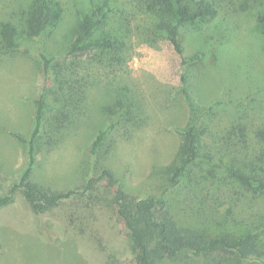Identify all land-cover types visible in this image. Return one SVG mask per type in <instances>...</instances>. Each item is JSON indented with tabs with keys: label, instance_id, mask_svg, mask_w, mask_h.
<instances>
[{
	"label": "rangeland",
	"instance_id": "374dc122",
	"mask_svg": "<svg viewBox=\"0 0 264 264\" xmlns=\"http://www.w3.org/2000/svg\"><path fill=\"white\" fill-rule=\"evenodd\" d=\"M211 1L214 16L181 27L186 53H200L198 66L191 69L190 104L180 91L182 67L169 42L161 35L146 41L136 33L135 25L142 27L144 21L135 1L111 4L131 16L121 61L98 63V56L109 53L78 57V74L90 75L83 95L67 102L53 94L56 85L41 74L42 55L63 57L88 0H52L50 23L36 37L27 26L34 0H0V195L18 181L25 163L24 145L11 132L30 133L35 101L45 86L33 181L65 190L80 187L105 167L129 194L163 197L178 225L210 235L258 226L264 242V194L213 168L224 163L217 152L226 136L238 139L241 126L247 160L255 172L264 173V32L258 20L264 0ZM5 25L12 27L14 47L5 43ZM103 32L91 40L104 37ZM118 100H125L126 110L123 105L111 114L108 108L117 109ZM206 110L210 116L200 158L172 186L165 171L175 160L178 128L199 116L202 129ZM106 128L105 144L92 154V141ZM112 196L102 180L84 196L35 213L17 191L12 202L0 207V264H134L132 241L115 216ZM182 264L197 263L188 259Z\"/></svg>",
	"mask_w": 264,
	"mask_h": 264
},
{
	"label": "trees",
	"instance_id": "16d2710c",
	"mask_svg": "<svg viewBox=\"0 0 264 264\" xmlns=\"http://www.w3.org/2000/svg\"><path fill=\"white\" fill-rule=\"evenodd\" d=\"M113 0H88L89 6L79 17L72 30L69 47L62 58L42 55L41 74L51 84L56 85L54 95L64 97L67 102L78 99L85 92L89 73L78 74L76 59L88 56L90 53L98 56V63L112 65L119 63L120 55L127 46L126 34L132 29L131 16L122 14L111 6ZM137 11L143 15L144 24L136 26V33L141 34L146 41L156 36H163L172 47L181 64L180 91L191 104L192 96L189 89L193 88L191 69L198 66L200 53L187 54L182 42L181 27L194 23L216 14V6L211 0H133ZM52 0H34L31 5V15L27 22L28 32L39 36L50 23ZM264 32V15L258 17ZM103 29V30H102ZM98 30L105 31L104 37L91 40ZM3 38L8 47L16 46L13 40L12 27L2 28ZM87 43L89 45L84 47ZM103 57V58H102ZM111 60V62L109 61ZM86 67V66H85ZM191 90V89H190ZM45 93L43 86L35 101L34 124L28 135L11 132L17 142L24 145L25 163L17 182H12L5 193L0 195V207L13 201L19 191L35 213H44L62 201L75 196H84L92 190L99 181L112 190L111 198L115 216L132 241L134 264H182L183 260H191L197 264H264V242L258 238V229L245 228L239 232L223 231L210 235L201 228L181 226L173 218L163 197L146 195L138 197L126 192L118 183L114 174L108 168H101L98 174L89 176L80 187L65 190L53 189L33 181L30 176L36 162V153L40 146V137L45 120ZM125 100L117 101V109L108 108L111 114L120 112ZM195 110L192 111V114ZM207 111V110H206ZM202 112L204 121L199 127V116L186 126L178 128L180 142L175 160L165 173L172 186L178 185L183 176L190 172V167L197 162L201 155L202 140L208 124V111ZM56 122H59L57 120ZM110 128V127H109ZM99 130L91 144V153H97L105 144L108 129ZM238 139L226 136L219 152L220 162L214 163L226 176L235 180L243 188L254 193L264 194V173L255 172L256 168L250 160L249 151L244 144L243 127H237ZM231 134V133H230ZM204 156V155H203ZM252 156V155H251ZM219 157V156H218ZM206 161L212 160L204 156ZM261 170L263 167L260 168Z\"/></svg>",
	"mask_w": 264,
	"mask_h": 264
}]
</instances>
